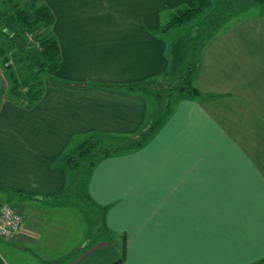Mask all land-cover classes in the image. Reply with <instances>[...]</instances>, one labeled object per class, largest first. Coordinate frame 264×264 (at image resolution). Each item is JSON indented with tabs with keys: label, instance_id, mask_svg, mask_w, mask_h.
Instances as JSON below:
<instances>
[{
	"label": "crops",
	"instance_id": "0c3cea01",
	"mask_svg": "<svg viewBox=\"0 0 264 264\" xmlns=\"http://www.w3.org/2000/svg\"><path fill=\"white\" fill-rule=\"evenodd\" d=\"M38 1L53 16L59 62L29 108L7 96L0 62V204L13 199L21 216L15 238L0 239V264L264 260V12L237 15L203 44L199 95H179L143 147L94 167L86 199L105 238L85 242L79 212L48 200L72 181L60 158L92 135L139 136L154 100L126 87L170 66L175 29L159 27L214 0Z\"/></svg>",
	"mask_w": 264,
	"mask_h": 264
},
{
	"label": "trees",
	"instance_id": "16d2710c",
	"mask_svg": "<svg viewBox=\"0 0 264 264\" xmlns=\"http://www.w3.org/2000/svg\"><path fill=\"white\" fill-rule=\"evenodd\" d=\"M13 7L8 15L11 23L3 24L0 20V34H4L2 36H5L10 48L9 55L4 54L0 62L8 79L7 96L19 99L21 104L29 108L44 93L41 77L47 75L46 72L49 69L57 68L59 49L50 32L53 16L44 4H38L36 7L26 5L24 9ZM251 8L264 9V0H218L216 4L213 2L208 11H205L206 8L202 6L181 7L171 11L169 22L159 27L160 34L190 25L197 19L200 21L194 24L193 28L184 36H181L176 45H170V66L161 77L125 86L128 90L151 94L154 107L148 126L134 139L103 135H92L83 139L69 153L60 158L62 166L72 175L71 183L64 192L54 197H48V200H53L62 206H70L69 199L71 200L72 197L80 199L81 196H84L86 199L87 183L94 167L106 158L143 147L168 119L172 106L170 96L173 93L183 96H198L199 92L194 86V78L198 69L199 50L209 38L230 29L237 15ZM179 50H183L181 62ZM191 51V61L185 62ZM178 63L180 65L178 71L181 74L177 80L168 81L169 84L163 81L164 76L167 73L172 74V70L177 67ZM15 65H24V70L27 71L26 76L22 77L20 76L21 71L18 74L13 70ZM165 88L167 89L165 90ZM79 187L81 191H78ZM77 193L82 195L78 196ZM28 198L32 197L28 196ZM86 201L89 205V201L87 199ZM89 207L95 212L90 205ZM99 217L97 231L102 232L99 229L101 228V216L99 215ZM263 263L264 260H261L258 264Z\"/></svg>",
	"mask_w": 264,
	"mask_h": 264
},
{
	"label": "rangeland",
	"instance_id": "374dc122",
	"mask_svg": "<svg viewBox=\"0 0 264 264\" xmlns=\"http://www.w3.org/2000/svg\"><path fill=\"white\" fill-rule=\"evenodd\" d=\"M215 4L218 2V0H214ZM39 4V1L38 0H0V18L2 20V23L3 24H9V22L11 23V20H9V13L11 10H13V6H17V8H22L24 9V6L26 5H29L30 7H36V5ZM208 11L210 10L209 7H206L205 11ZM264 12V9L262 8H255V10H253L252 12L249 13L248 12H244L243 15H246V17L250 16L251 15H257L258 13L261 14ZM237 19V18H235ZM200 21V19H197L196 21L194 22H191L190 25H187V26H183L181 28H176L171 34V36H169L168 40H171V45H176L178 43V38L179 40L181 39V37H178V36H184L187 32H189L192 28H193V25L198 23ZM51 31V29H50ZM0 59L1 57L5 55H9V52H10V48H9V44L6 42V38L5 36H2L4 34H0ZM174 41H173V40ZM185 42V40H184ZM183 51V50H182ZM181 50H179V55L181 56L180 58V62H181V59L183 57L182 55V52ZM191 56H192V51L190 52L189 54V57H186L185 59V62H189L191 61ZM179 63L177 65V67L175 69L172 70V74H169L167 73L165 76H164V79L163 81L167 82L168 81H174V80H177L178 76L181 74L179 73ZM53 67V66H51ZM25 66L24 65H15L13 66V70H15L18 74L20 73V76L24 77L26 76V73L27 71L24 70ZM53 69V68H52ZM52 69H49V70H52ZM182 69V68H181ZM12 70V68H11ZM177 71V72H176ZM48 74V71L46 72ZM53 76V75H52ZM47 75H43L41 77V80L45 81ZM18 78V77H17ZM53 79H55L54 77H52ZM169 84V83H168ZM167 88H165L166 90ZM164 90V91H165ZM179 94L178 93H173L170 98L172 103L176 101V99L178 98ZM152 105V104H151ZM70 174V173H69ZM71 176V174H70ZM77 191V190H76ZM78 191H81V188L79 187ZM4 194V193H2ZM78 196H81L82 194L81 193H77ZM5 200H7L6 198H4ZM13 199H9L7 200L6 204H8L9 206H13V204H15L16 202H13L12 201ZM69 202H70V206L73 207V209L77 210L79 212L78 216H77V223H78V233H79V238L81 236V234H83V236H85V242H87L88 240H91L93 238V236H95L96 234L95 231H97L98 229V225H99V214L93 212L86 199L84 198V196H81L80 199L79 198H71V200L69 199ZM16 206V205H15ZM84 215V218H81L80 216L82 214ZM84 219V220H82ZM99 231H97V234H98ZM102 232H99V234L101 235V239H104V235L101 234ZM73 233H70L69 235V238L66 240L68 241L69 240V244L72 243L73 241ZM80 240V239H79ZM82 242L81 240L79 241V243Z\"/></svg>",
	"mask_w": 264,
	"mask_h": 264
},
{
	"label": "built area",
	"instance_id": "2783aa9c",
	"mask_svg": "<svg viewBox=\"0 0 264 264\" xmlns=\"http://www.w3.org/2000/svg\"><path fill=\"white\" fill-rule=\"evenodd\" d=\"M21 216L17 209L6 203L0 204V239L11 241L18 233Z\"/></svg>",
	"mask_w": 264,
	"mask_h": 264
}]
</instances>
